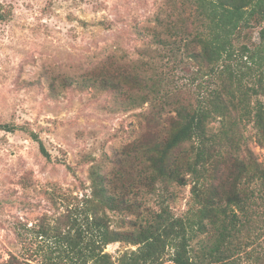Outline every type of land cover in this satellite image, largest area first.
Masks as SVG:
<instances>
[{
  "label": "trees",
  "instance_id": "obj_1",
  "mask_svg": "<svg viewBox=\"0 0 264 264\" xmlns=\"http://www.w3.org/2000/svg\"><path fill=\"white\" fill-rule=\"evenodd\" d=\"M165 4L160 30L149 35L174 58L185 53L197 62L196 90L174 88L156 60L117 54L81 72L41 74L53 98L75 89L108 94L122 111L147 104L138 135L90 166L89 193L65 197L52 223L40 218L36 235L59 252L45 264H114L104 251L113 243L134 247L117 264H264V245L252 244L263 235L264 167L249 147L253 139L264 149V0ZM11 11L0 3V22ZM17 130L47 156L34 132L0 124V131ZM171 185L190 186L186 218L166 203ZM149 195L160 197L156 209L145 206ZM108 212L120 217L117 228ZM5 264L23 262L11 255Z\"/></svg>",
  "mask_w": 264,
  "mask_h": 264
},
{
  "label": "rangeland",
  "instance_id": "obj_2",
  "mask_svg": "<svg viewBox=\"0 0 264 264\" xmlns=\"http://www.w3.org/2000/svg\"><path fill=\"white\" fill-rule=\"evenodd\" d=\"M11 16L0 22V124L34 132L47 153L28 133L0 131V264L11 255L23 264H45L59 254L55 243L38 237L40 218L49 223L65 210V197L89 193V168L140 132L142 108L122 111L108 94L70 89L49 95L44 68L81 72L109 54L127 60L153 59L174 88L196 90L199 65L156 45L149 30H160L165 0H0ZM257 41V32H253ZM183 58V63H180ZM212 129L217 123L210 124ZM249 136L252 132L249 130ZM264 167V149L249 141ZM166 202L175 217L186 218L193 206L190 186L169 187ZM160 197L145 206L156 209ZM113 228L120 217L109 213ZM263 235L253 246L264 245ZM200 237H198L199 239ZM197 240L193 241L194 245ZM134 247L113 243L104 251L117 264ZM165 264H171L167 262Z\"/></svg>",
  "mask_w": 264,
  "mask_h": 264
}]
</instances>
